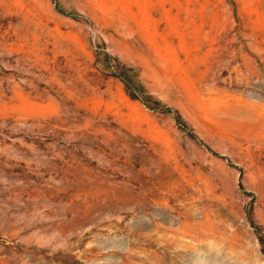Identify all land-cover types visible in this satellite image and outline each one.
<instances>
[{
	"label": "rangeland",
	"instance_id": "rangeland-1",
	"mask_svg": "<svg viewBox=\"0 0 264 264\" xmlns=\"http://www.w3.org/2000/svg\"><path fill=\"white\" fill-rule=\"evenodd\" d=\"M0 264H264V0H0Z\"/></svg>",
	"mask_w": 264,
	"mask_h": 264
}]
</instances>
